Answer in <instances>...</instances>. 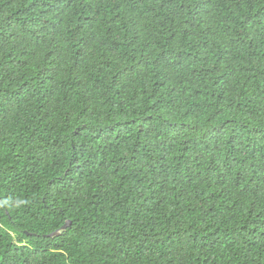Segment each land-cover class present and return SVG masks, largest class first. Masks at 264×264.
I'll list each match as a JSON object with an SVG mask.
<instances>
[{
	"label": "trees",
	"instance_id": "trees-1",
	"mask_svg": "<svg viewBox=\"0 0 264 264\" xmlns=\"http://www.w3.org/2000/svg\"><path fill=\"white\" fill-rule=\"evenodd\" d=\"M0 264H264V0H0Z\"/></svg>",
	"mask_w": 264,
	"mask_h": 264
},
{
	"label": "water",
	"instance_id": "water-1",
	"mask_svg": "<svg viewBox=\"0 0 264 264\" xmlns=\"http://www.w3.org/2000/svg\"><path fill=\"white\" fill-rule=\"evenodd\" d=\"M71 222L70 221H66L64 223L63 226L60 227V229L56 230L55 232L49 234L48 236H55L58 235L61 231H63L64 229H66L68 226H70Z\"/></svg>",
	"mask_w": 264,
	"mask_h": 264
}]
</instances>
